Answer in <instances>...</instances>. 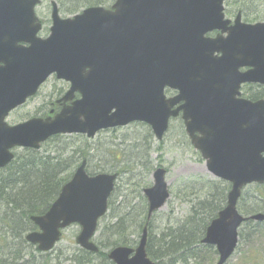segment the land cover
<instances>
[{"label":"water","instance_id":"1","mask_svg":"<svg viewBox=\"0 0 264 264\" xmlns=\"http://www.w3.org/2000/svg\"><path fill=\"white\" fill-rule=\"evenodd\" d=\"M40 1L0 0V169L12 162L15 147L40 149L56 134L93 138L102 129L141 121L160 141L170 119L182 113L208 171L231 183L225 207L202 239L217 248L216 264H226L242 223L264 221V212L246 216L238 208L245 186L264 184V98L241 97L243 84L264 85V21L245 23L238 16L229 26L226 0H115L66 18L52 0L51 33L43 38L36 14ZM214 30L215 37L206 35ZM52 74L71 83L64 100L77 91L81 98L54 117L10 125L9 113ZM167 86L177 95L167 97ZM86 165L83 160L44 214L31 216L39 229L26 240L40 251L52 250L74 223L81 226L77 243L99 251L94 237L118 173L91 175ZM167 173L157 167L153 185L144 189L148 220L171 196ZM147 241L148 224L136 247L118 245L108 258L115 264H156Z\"/></svg>","mask_w":264,"mask_h":264},{"label":"rangeland","instance_id":"2","mask_svg":"<svg viewBox=\"0 0 264 264\" xmlns=\"http://www.w3.org/2000/svg\"><path fill=\"white\" fill-rule=\"evenodd\" d=\"M57 1L63 16L81 12L86 6L84 5L85 0ZM90 1L95 3V0ZM101 1L100 5L105 7H110L114 2V0ZM66 7L74 9V12H67ZM239 9L247 13L246 19L251 22L264 21V0H228L225 2L226 14H236ZM51 11V0H41L37 7V14L48 19ZM67 88L68 84L64 80L51 76L41 87L39 94L26 105L14 110L8 116L7 121L14 124L24 120L35 112L38 105L47 103L50 100L49 97L54 94L58 95L60 91H65ZM253 91H264V87L255 88ZM248 92V88L243 89L245 95L249 94ZM87 139L89 147L85 150H88L90 154L88 167L90 171L88 172L92 174L93 170L100 167L102 170L95 174L119 173L111 199H109V210L100 220L97 235L106 226L115 224L126 214L128 220L130 216L134 217L143 204L147 205L143 190L153 185V172L159 166L168 170L166 178L171 197L166 205L153 216L149 235L151 234L154 238L166 225L177 223L188 215L192 204L201 198L210 196L209 194L214 191L208 193L212 183L219 186L221 182H224L208 171L200 152L191 143L181 118L171 121L169 130L162 141L157 140L151 127L143 122H133L126 126L101 130L94 138ZM84 143L82 138L78 141V145L83 148ZM22 150L17 149L16 152L20 153ZM244 193L252 200L264 197L250 186L244 189ZM80 230L81 227L78 224H72L64 229L60 241L49 253L51 259L49 264H76L73 256H80L82 253L76 242ZM125 235L130 236V239L135 242L129 246H136L141 236V229L135 230L131 227ZM239 235L238 247L226 264H264V222L249 220L243 223L239 228ZM8 243L13 242L9 239ZM30 252L24 258V260H31L26 264H43V253ZM8 253L7 250L1 249L0 260L8 259ZM200 254L202 260L191 262V264H215L216 256H208L205 251ZM22 262L19 261V263Z\"/></svg>","mask_w":264,"mask_h":264},{"label":"trees","instance_id":"3","mask_svg":"<svg viewBox=\"0 0 264 264\" xmlns=\"http://www.w3.org/2000/svg\"><path fill=\"white\" fill-rule=\"evenodd\" d=\"M85 1L86 6L102 3L101 0H95V3ZM69 7L65 10L74 12ZM257 93L251 98L264 96V91ZM81 138L85 141L84 148L78 145ZM86 147H89L88 139L83 135L58 134L45 142L41 149L24 148L20 153L16 152L14 160L0 171V250L9 252V258L1 259L0 264H26L31 261L24 260L30 251L43 253V264H49L51 251L42 252L26 240V233L36 227L31 216L48 210L63 185L71 178L74 168L84 159H87L89 167L90 154L85 150ZM101 170L99 167L92 174ZM216 185L211 184L208 193L214 191L210 196L192 204L189 214L182 220L166 225L155 238L149 235L147 252L156 264H191L202 260V251L208 256L217 255L212 246L201 243L209 223L227 202L229 182ZM250 187L264 196V185L252 184ZM238 207L245 215L264 211V197L252 200L243 191ZM147 210V205L143 204L138 214L130 216L129 220L126 219V214L115 224L106 226L96 238L99 251L91 252L80 248L81 255L73 256L76 264H115L108 258V250L117 245L135 243L125 232L131 227L142 231L147 220ZM151 227L152 221H149V231ZM9 239L12 244L8 243Z\"/></svg>","mask_w":264,"mask_h":264},{"label":"flooded vegetation","instance_id":"4","mask_svg":"<svg viewBox=\"0 0 264 264\" xmlns=\"http://www.w3.org/2000/svg\"><path fill=\"white\" fill-rule=\"evenodd\" d=\"M227 1H228V0H227ZM225 13H226V11H225ZM246 14H247V13H246L244 10L239 9V10H237V13H236V14H225V18L228 19V20H230L229 26H232V25L235 24V22H236L238 16H240V20H241L242 22H245V23H254V22H251V21H249V20L246 19ZM37 15H38V17L40 18V21H41V24H42V28H41V30L39 31L38 35H39L40 37L47 38V37L50 35V33H51V26H52V24H53V22H52V14H49V18H48V19H47V18L45 19V18H43V17H40L39 14H37ZM61 15L63 16V14H61ZM63 17H65V16H63ZM218 33H219V30H214V31H211V32L207 33L206 35H207V36H210V37H215ZM223 34H224L225 36L227 35L226 32L223 33ZM220 54H221V53H220ZM249 68H250V67H242V68H240V70H241V71H247ZM51 76H55V77H56L55 74H53V75H51ZM51 76H49V77H48V78H47V79H46V80H45V81L39 86L37 92H36L34 95L28 97V99L26 100V102H25L24 104H22V105L16 107L15 109H13V110L9 113V115H10L14 110L19 109L20 107L26 105L27 102H29V101H31L33 98H35V97L39 94L41 87H42V86L48 81V79H49ZM56 79H58V78L56 77ZM58 80H63V79H58ZM64 81L68 84V88H67L65 91H60V90H59V91H60L59 94H58V95H57V94H54L53 96L49 97L50 100H49L47 103H44V104H40V105H38V106L35 108V112H34L33 114H31L30 116H28V117L25 118L24 120L19 121V122L14 123V124H11V125H15V124H18V123L24 122V121H26V120H28V119H30V118H34V117L45 118L46 116H49V115L54 117V116H55L56 114H58V113H59V112L65 107V106H69V105H71L74 101L80 99V98H81V94L77 91V92H75L73 99H71V100H64V96L66 95V93L69 91V89H70V87H71V83H70L69 81H66V80H64ZM261 87H264V85L259 84V83H246V84H244V85L242 86V94H241V97H243V98H247V99H251V100L259 99V98H256V99L251 98V96H254V95L258 94L257 92L253 91V89H255V88H261ZM244 88H248V90H249L248 93H249V94L245 95V94L243 93V89H244ZM251 90H252V91H251ZM164 92H165L166 96L169 97V98H170V97H173V96H175V95H177V93H178L177 90L172 89V88H170V87H168V86L165 87ZM260 98H264V96H263V97H260ZM9 115H8V116H9ZM7 118H8V117H7ZM175 118H181V119H182V113H180L177 117H172V118L170 119V121H169V127H170V123H171V121H172L173 119H175ZM182 121H183V119H182ZM183 123H184V121H183ZM9 124H10V123H9ZM109 129H113V128H109ZM109 129H104V130H109ZM80 135L86 136V135H84V134H80ZM86 137H87V136H86ZM87 138H88V137H87ZM43 144H44V143H43ZM17 149H22V148L17 147V148L14 149V151L16 152ZM84 160H87V159H84ZM48 209H49V208H48ZM45 212H46V211H45ZM45 212H44V213H45ZM44 213H42V214H44ZM39 215H41V214H39ZM33 224H34L36 227H35V229H33V230H31V231L38 230V229H39L38 226H37L34 222H33ZM31 231H29V232H31ZM213 249L217 251L216 247H213ZM217 252H218V251H217Z\"/></svg>","mask_w":264,"mask_h":264}]
</instances>
